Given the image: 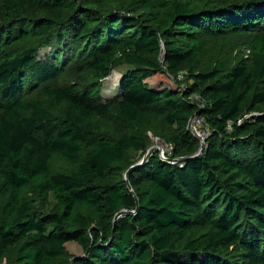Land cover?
Segmentation results:
<instances>
[{
    "label": "trees",
    "instance_id": "obj_1",
    "mask_svg": "<svg viewBox=\"0 0 264 264\" xmlns=\"http://www.w3.org/2000/svg\"><path fill=\"white\" fill-rule=\"evenodd\" d=\"M123 66L112 99L54 84ZM0 264H264V0H0Z\"/></svg>",
    "mask_w": 264,
    "mask_h": 264
},
{
    "label": "rangeland",
    "instance_id": "obj_2",
    "mask_svg": "<svg viewBox=\"0 0 264 264\" xmlns=\"http://www.w3.org/2000/svg\"><path fill=\"white\" fill-rule=\"evenodd\" d=\"M190 1L194 7L196 8H202L209 4H211L214 0H187ZM252 33L245 31L238 34H231V35H224L221 36L219 39L213 41L211 43V48H209L207 54L203 57L201 67L205 69H209L213 67L217 61L219 62H228L229 65H232V62L243 55L248 54V44L252 39ZM26 46H34L33 45H26ZM37 47L41 48L42 58H45L49 55V53L52 51V49L46 48L43 42H38L36 44ZM75 50H69L68 54L73 55ZM71 65V64H70ZM129 68L121 67L117 70H115L112 75L101 82H96L93 80L91 76L83 77L78 76L75 71H71L70 68H67L64 70L63 75L56 80L54 83L57 86H85L88 87L90 90H98L100 96H102L104 99H112L118 96V89H116L115 84H113L114 79H117V75L121 79L122 75L125 71H127ZM115 77V78H114ZM53 114L56 117L61 116V110L57 108L53 111ZM151 140V146L148 149L147 153L144 155V157H138L137 160L140 159L142 162L146 156L153 151H156L158 149V146L161 145L162 141H165L166 138L158 137L153 135L152 133L148 134ZM159 140V141H158ZM139 162V163H141ZM67 250L74 255L81 256L83 254V251L81 247L76 243H68L66 245Z\"/></svg>",
    "mask_w": 264,
    "mask_h": 264
},
{
    "label": "built area",
    "instance_id": "obj_3",
    "mask_svg": "<svg viewBox=\"0 0 264 264\" xmlns=\"http://www.w3.org/2000/svg\"><path fill=\"white\" fill-rule=\"evenodd\" d=\"M171 78L174 81H183L184 75L183 73L179 74L178 78L171 76ZM193 100H197V97H193ZM239 122H242L240 120ZM188 129L191 131L192 134H194L200 141L201 144H205L206 139L211 134V131L208 127H206L204 119L200 117H193L188 124ZM229 129H231V123L229 124ZM159 141V140H158ZM175 146L172 143H167L165 141H162L161 145L158 146L157 151L160 152V156L163 160H167L168 157H171L173 155Z\"/></svg>",
    "mask_w": 264,
    "mask_h": 264
},
{
    "label": "bare ground",
    "instance_id": "obj_4",
    "mask_svg": "<svg viewBox=\"0 0 264 264\" xmlns=\"http://www.w3.org/2000/svg\"><path fill=\"white\" fill-rule=\"evenodd\" d=\"M115 78V77H114ZM118 79H119V76L117 75V79H114V82H113V84H115V86L117 85V83H118Z\"/></svg>",
    "mask_w": 264,
    "mask_h": 264
},
{
    "label": "water",
    "instance_id": "obj_5",
    "mask_svg": "<svg viewBox=\"0 0 264 264\" xmlns=\"http://www.w3.org/2000/svg\"><path fill=\"white\" fill-rule=\"evenodd\" d=\"M204 144H202L201 151L203 150Z\"/></svg>",
    "mask_w": 264,
    "mask_h": 264
}]
</instances>
